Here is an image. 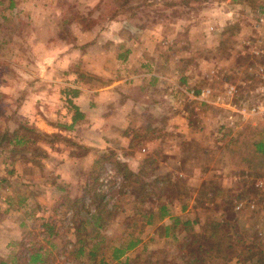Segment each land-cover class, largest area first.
<instances>
[{
  "label": "rangeland",
  "instance_id": "obj_1",
  "mask_svg": "<svg viewBox=\"0 0 264 264\" xmlns=\"http://www.w3.org/2000/svg\"><path fill=\"white\" fill-rule=\"evenodd\" d=\"M145 47L141 64L158 77L145 123L153 128L139 118L131 148L97 156L63 129V92L134 75L126 52ZM259 47L264 0H0V261L26 264L41 248L42 264H119L111 248L139 238L121 261L187 264V235L200 227L163 238V224L143 225L133 199L144 185L136 207L194 198L190 219L217 223L193 246L201 264H264V155L253 146L264 137ZM204 88L211 94L197 98ZM169 110L188 135L172 134ZM126 153L146 162L125 180L114 163ZM100 239L94 261L74 254L78 241Z\"/></svg>",
  "mask_w": 264,
  "mask_h": 264
},
{
  "label": "crops",
  "instance_id": "obj_2",
  "mask_svg": "<svg viewBox=\"0 0 264 264\" xmlns=\"http://www.w3.org/2000/svg\"><path fill=\"white\" fill-rule=\"evenodd\" d=\"M144 49L146 47L143 49L129 48L126 52L129 58V65L131 66L135 63L138 67L134 75L129 76V73H127V77L124 80L107 81L105 86L98 89L73 88L78 91V95L72 99V104L83 117L80 121L74 123L68 131L76 135L78 140L83 141L81 142L83 146L93 149V152L97 156H103L105 151H111L116 147L131 148L132 140L135 137L131 135L133 130L141 131L143 128H153L145 123L151 120L150 115L155 114V107H158L155 103L156 101H153L157 98L158 91L155 87L158 83V77L148 72L145 66L141 64L145 62L143 59L146 56L143 54ZM139 50H142V52ZM139 71L140 73H138ZM175 114H177V111L169 110L168 116L165 118V122L173 132L172 134L188 135V123L184 124L181 122L184 119L183 116H180V118ZM139 118L141 120V129L138 126L140 123L137 122ZM64 123L67 126L71 124L70 113L67 115ZM54 131H56L55 128ZM57 131L58 133L62 132L61 130ZM139 152L143 153L145 149L141 148ZM135 155L126 153L124 156H119L118 161L123 162L129 171L136 174L143 167L146 159L142 157L141 159L140 156L139 159H136L134 158ZM165 160L166 165L168 162H177V160H172L170 157H167ZM92 163L94 164L95 161H92ZM159 200L152 210L150 225H154L155 223L163 224V232L164 227L168 229L165 238L172 237L170 235L173 230L172 218H176L179 223L195 222L194 219H190L194 216V208L192 206L194 198L191 201H187L189 203L186 205L183 202L177 205L175 199L172 200L171 197ZM157 205H163L165 208V216L162 218L158 217ZM162 237L164 238L163 233Z\"/></svg>",
  "mask_w": 264,
  "mask_h": 264
},
{
  "label": "trees",
  "instance_id": "obj_3",
  "mask_svg": "<svg viewBox=\"0 0 264 264\" xmlns=\"http://www.w3.org/2000/svg\"><path fill=\"white\" fill-rule=\"evenodd\" d=\"M198 91L195 92V95H197ZM194 94V92H193ZM78 95V91L76 89H67L65 90V92H63V96L64 97V105L65 108L67 109V111L69 113H71V124L69 126H64L63 129L65 130H70L72 128V126L74 125V123L80 121L82 119V114L78 112L77 108L72 104V99L75 98ZM20 140L15 141L14 143H19ZM254 150L258 155H264V137L261 141L255 143L254 145ZM115 164V171L119 174H121V176L126 180L128 178H132L135 177L136 174L129 171L126 166L123 163H119L116 162ZM138 173H142V172H138ZM136 181V180H135ZM137 182V181H136ZM143 187H145L144 185L142 187H140L139 192L136 194V196H134L133 199V209H134V213H141L139 216L143 219H145L143 225H149L150 224V219L152 217L151 213H152V208L149 209V211H146L145 209L142 210L141 207H136L140 204V198L138 197V195H140L141 193L144 192ZM142 197L147 196L146 194H141ZM136 203V204H134ZM140 208V209H139ZM157 210H158V217L162 218L163 216H165V208L163 205H157L156 206ZM207 209V208H206ZM100 216L97 215V217L95 218V222L97 223V221L99 220ZM194 221L192 222H183V223H179V221L176 218H172V228H177V227H181L182 231L187 232V230H191V228H194L195 226L197 228L200 227V234L202 236H204L208 231L211 233V235H215L217 234L218 231V225L217 223H215V221H211V222H206L205 224H199V221L197 219H194ZM195 225V226H194ZM45 226V225H43ZM193 226V227H192ZM179 227V228H180ZM48 230L50 229L49 227L47 228ZM167 228L164 227V232H163V236L164 238L167 236ZM200 234H196V233H190L189 235H187V237L189 238V242L188 245L186 246V250H188V252L186 253V255L188 256V261L187 264H201V258L198 255H195L193 253L194 249L193 246L194 244L197 242V240L200 239ZM185 241L187 240L186 238L184 239ZM101 239L97 242H94L92 244H90L88 247H85L83 245V241H78L79 243V247L74 251V254L76 256H80L83 255L84 252L87 255L88 260L94 261L96 255L98 254L97 248L100 244H101ZM124 242V241H123ZM140 244V239L139 238H134L130 241H126L125 243H121L118 246H114L111 248L110 254H109V260L112 262H116L119 264H128L129 261H127L126 259H124V261H121L123 258H125V254L128 251H132L133 249H135L138 245ZM182 245L184 246V242H182ZM40 249L41 248H37L35 251H31L29 253V255L26 256V264H35V263H43V256L45 255L46 251H43V253H40ZM197 250H199L200 252V247L197 246ZM198 252V253H199ZM204 252V251H203ZM205 253V252H204ZM194 255V256H192ZM0 264H4L2 263V261H0ZM99 264H108V261H100Z\"/></svg>",
  "mask_w": 264,
  "mask_h": 264
},
{
  "label": "built area",
  "instance_id": "obj_4",
  "mask_svg": "<svg viewBox=\"0 0 264 264\" xmlns=\"http://www.w3.org/2000/svg\"><path fill=\"white\" fill-rule=\"evenodd\" d=\"M259 21H261V20H259ZM245 45L246 46H248L249 45V42L247 41L246 43H245ZM262 48L263 47H259L254 53L255 54H262L263 56H264V49L262 50ZM259 71L261 72V79H264V74H263V72H264V67L262 66L261 68H259ZM232 87H230L228 90H227V93H230L231 91H232ZM262 89V88H261ZM190 94L191 95H193V92H190ZM211 94V92H210V90L208 89V88H204V89H202L201 91H200V93H199V95L197 96V98L198 97H200V98H204V97H207L208 95H210ZM217 99H219L218 97H217ZM263 105H264V101H262L260 104H259V107L257 108V109H259L260 108V110H261V113L262 114H264V107H263ZM257 109H255V108H252L250 111L251 112H254L255 110H257ZM230 118V117H229ZM263 191V190H262ZM264 192V191H263ZM239 202H241V201H238V203H236L235 205H234V209L235 210H240L241 209V204L239 203ZM247 208L248 209H250L251 211H254L255 209H254V206L250 203V204H248L247 205ZM261 214L264 216V207L262 208V210H261Z\"/></svg>",
  "mask_w": 264,
  "mask_h": 264
}]
</instances>
